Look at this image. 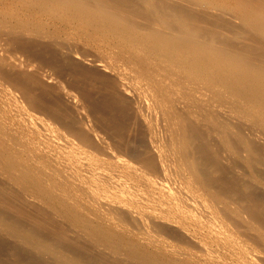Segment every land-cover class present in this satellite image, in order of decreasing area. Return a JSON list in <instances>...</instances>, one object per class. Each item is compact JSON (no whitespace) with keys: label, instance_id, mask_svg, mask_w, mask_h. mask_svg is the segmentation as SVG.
<instances>
[{"label":"bare ground","instance_id":"obj_1","mask_svg":"<svg viewBox=\"0 0 264 264\" xmlns=\"http://www.w3.org/2000/svg\"><path fill=\"white\" fill-rule=\"evenodd\" d=\"M0 264H264V0H0Z\"/></svg>","mask_w":264,"mask_h":264},{"label":"rangeland","instance_id":"obj_2","mask_svg":"<svg viewBox=\"0 0 264 264\" xmlns=\"http://www.w3.org/2000/svg\"><path fill=\"white\" fill-rule=\"evenodd\" d=\"M74 20H75V19H71V22H74V23L77 24V21H76V20L74 21ZM83 27H84V26H82L80 23H78V25H76V26H74V27H72V28H71V27H68V26H65V27H63V28L61 29V31L59 30L58 34H60V36L62 35L61 37L64 38V39H67V38H68V40H69V41L71 42V44H72V49L74 48L73 50H76V48L78 47L77 50H76L77 53H78V51H80V50L82 51V52L80 51V52H81L80 54H82V53L84 54V52H86V53H87V57H85L86 54H84V55L82 54L83 57L90 59V58L94 57V55H95V58H96V59H97V57H98V58H101V57H102V58H105V56H104L105 54H103V53H107V52H108V49L105 48L103 45H99V46H97V45H95L94 43H92L90 39H87V33H85V32L83 31V30H85V29H83ZM74 28H75V29H74ZM66 32H67V33H66ZM68 33H69V34H68ZM75 38H76V39H75ZM80 38H81V39H80ZM83 38H84V39H83ZM72 42H74V43H72ZM87 43H88L89 45H88ZM73 44L77 45V47H76L75 45H73ZM79 44H80V46H79ZM86 44H87V45H86ZM91 44H92V45H91ZM74 46H75V47H74ZM81 46H82V48H81ZM83 46H84V48H83ZM95 46H96V47H95ZM14 48H15V47H14ZM14 48H13V50H12L11 52H13V51L15 50ZM101 48H102V49H101ZM11 49H12V48H11ZM83 49H84V50H83ZM104 49H106V50H104ZM86 50H87V51H86ZM18 51H19L20 54H21V51H20V50H15L13 53H16V52H18ZM83 51H84V52H83ZM91 51H92V52H91ZM94 51H95V52H94ZM97 51H99V52H97ZM100 51H101V52H100ZM23 53H24V56H26V57H28V58H29V56H30L31 59H32L34 62L37 60L38 63H37V62H36V63L39 64V65L41 64L43 68H47V69L50 70V71H51V68H53L52 65H54V64H53L51 61H50V63H49V61H48V59H47V58L50 57L49 54H48L49 57H45V56H47V54H43L44 56H41V55L39 56V54H38V55H36V57L38 58V59H37L36 57H33V56H35V54H30V53H26V52H23ZM93 53H95V54L93 55ZM18 54H19V53H18ZM97 54H98V55H97ZM99 54H103V55H99ZM22 55H23V54H22ZM91 55H92V56H91ZM96 55H97V56H96ZM38 56H39V57H38ZM41 57H42V59H41ZM43 57H45V58H43ZM89 57H90V58H89ZM34 58H36V59H34ZM39 58H40V59H39ZM95 58H93V59H95ZM91 60H92V59H91ZM43 61H45L44 63H46V62L48 61V63H46L45 66H44V65H43ZM40 62H41V63H40ZM66 62H67L66 64H68V61H67V60H66ZM72 62L74 63L75 61H71V62H70V63L72 64V66L70 65V68L73 67V63H72ZM75 63L78 64L77 62H75ZM47 64H48L49 66H48ZM76 64H74V66H76ZM79 66H80V63H79ZM81 66H82V63H81ZM81 66L78 67L79 71H80L81 68L84 67V66H85V69H86V65H85V64H84L82 67H81ZM88 67H90L89 69L92 70L91 73L94 72V74H97V76H98V75H103L102 73H100L99 70L95 69L93 66L88 65ZM54 68H55V69H54ZM54 68H53V69H54L56 72L53 70V73H54V74L56 73V76H58L57 74H59V73H61V71H63V69H59V70L57 71L56 66H54ZM72 69H74V70H70V69H69V70H70L71 72L74 71L73 73H76V74H74V77H73V76L69 77V76H70L71 74H73V73L70 74V71H69L68 69H66V71H67V72H66V71H65V68H64L65 73L63 72V73H64V74L62 73L63 75H62V74L59 75V77L62 76V77H60V79H61V82H63L62 84L65 85V88L68 87L67 85H71V86L73 87V85H75V84L77 83V84H78V87H79V89H80V86H79V85L82 86L83 83H86L85 85L83 84V86H84V90H83V87H82V90H80V92L78 91V87H76L77 89H76L75 87H73V90H77V91H78V92H77V91L74 92V91L72 90V87L69 86L70 88H67V89H68L69 91L72 90V91H71L72 93L75 94V93L77 92L78 94L76 93V95H80L79 93H81V94H85V92H86V94H88V92H89L90 90H86V89H85V87H87L88 85H90L91 87H94L95 89H97V91H99V90L103 87L104 84H103V85H100V82H98L99 85L97 86V84H96L95 82L98 80L97 78H98L99 76L96 77L97 80L94 81V80H93V77H94L95 75L92 76V74L90 73V71L87 72L89 69H88V70L86 69L87 71H85L84 73H82L83 71H81V72H79V71H75V70L77 69V66L74 67V68H72ZM78 69H77V70H78ZM83 69H84V68H83ZM59 71H60V72H59ZM51 72H52V71H51ZM57 72H59V73H57ZM77 73H78V75H79V73L82 74V75L87 74V76L85 75L86 77H88V74H90V75L92 76V78H91V76L89 75L90 77H88V79L90 78L91 80H93L92 83H95L96 85L92 84V85H93V86H92V85H91V82H90V84H89V81H91V80H90V79L88 80L87 78L84 79L85 76H82V75L76 76ZM66 74L69 75V76H67ZM64 75H66V79H65V76H64ZM75 76H76V77H79V79L82 77V78H81V81H83V82H82L81 84H79V83H80V82H79V79H78V80H77V79H75V80L73 79V78H76ZM80 76H81V77H80ZM102 77H103V76H102ZM102 77H100V81H103V82H101V84L104 83V79H105V78H102ZM63 78L66 80L65 82H64V80H62ZM69 78H70V79H73V80H71L72 82L70 81ZM101 78H102L103 80H102ZM83 79H84V80H83ZM94 79H95V77H94ZM67 81H68V82H67ZM74 81H77V82H75V84H74V83H73ZM84 81H85V82H84ZM98 81H99V80H98ZM66 82H67V85L64 84V83H66ZM87 83H88V84H87ZM86 85H87V86H86ZM90 86L87 87V89H90ZM96 86H97V87H96ZM99 86H100V88H98ZM94 88H93V90H94ZM91 89H92V88H91ZM93 90L90 91V93L92 92V94H94V92H95V96H97V95H96V93H97L96 90H95V91H93ZM83 91H84V93H82ZM86 94H85V95H86Z\"/></svg>","mask_w":264,"mask_h":264}]
</instances>
